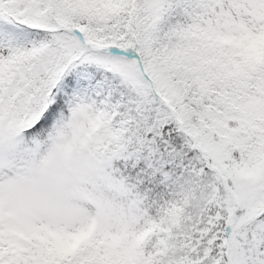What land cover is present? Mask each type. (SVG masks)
<instances>
[{"label": "snow or ice", "instance_id": "1", "mask_svg": "<svg viewBox=\"0 0 264 264\" xmlns=\"http://www.w3.org/2000/svg\"><path fill=\"white\" fill-rule=\"evenodd\" d=\"M0 264H264V0H0Z\"/></svg>", "mask_w": 264, "mask_h": 264}]
</instances>
